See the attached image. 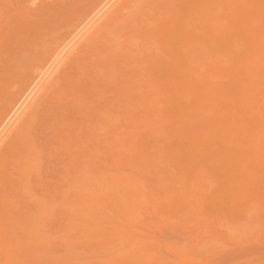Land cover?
Returning a JSON list of instances; mask_svg holds the SVG:
<instances>
[{
	"label": "bare ground",
	"instance_id": "1",
	"mask_svg": "<svg viewBox=\"0 0 264 264\" xmlns=\"http://www.w3.org/2000/svg\"><path fill=\"white\" fill-rule=\"evenodd\" d=\"M57 1L46 0L43 6L32 1L29 11L22 9L25 20L12 22L13 15L8 21L12 25L0 31V80H4L15 67L10 61L35 40L47 37L46 28L65 26L36 64L25 67L28 76L11 86L12 94L10 90L3 97L8 95V102L0 105V251L7 252V256L3 253L4 264H43L44 254L56 248L48 246L49 241L55 244L64 238L68 242L58 244L66 251L65 258L48 256L53 261L58 258L54 264L64 260L68 261L63 264H264V0H69L64 6L60 0L57 5L61 7L55 5ZM8 4L0 6L10 9ZM158 46L161 53L156 48L157 53L150 52ZM113 78L118 84H111ZM110 92H119L121 101L107 97ZM108 98L112 100L101 107V100ZM95 120L100 127L93 124ZM75 132L79 138L82 132L90 133V144H96L89 147V164L79 161L74 150L71 162L87 164L79 167L81 172L95 171L100 159L112 166L116 157L121 158L113 162L115 169L126 160H138L140 169L136 162L128 165L143 174L147 170L149 178L156 177V199L161 202L156 203L153 193L155 210L166 216L171 210L172 215L181 211V222L175 226L172 219L152 223L149 226L158 224L156 236L136 225L145 210L150 212L149 196L154 190L150 192L149 182L144 183L147 176L141 183L139 175L127 172L130 169L126 170L129 174L119 170L120 176L118 172L104 176L107 184L102 180V193L94 189L103 176L87 171L91 176L82 172L74 180L77 188L64 191L61 204L57 196L38 195L32 181L46 172L42 173L45 166L40 162L43 150L49 146L45 151L50 154L44 152L49 156L67 150ZM48 136L54 138L49 141ZM71 148L72 143L67 151ZM47 196L54 201L49 205L58 204L49 206ZM113 202L119 214L109 217ZM54 207L67 212L73 224L66 229L72 235L50 237L54 232L45 216ZM24 209L42 218L38 215L40 221H34L31 212L23 217L26 213L20 211ZM160 211L157 217L163 214ZM212 225L222 226L234 240L252 246L256 241L257 245L242 256L235 248L240 257L235 254L227 259L231 251L225 245V234L209 233L206 241L201 239ZM181 230L189 240L192 233L200 237L193 236L184 247ZM169 233L172 243L166 239L164 243ZM92 240L93 253L103 255L107 250L110 257L104 256V261L97 255L83 257V250L90 252L86 246ZM77 249L81 257L75 255Z\"/></svg>",
	"mask_w": 264,
	"mask_h": 264
},
{
	"label": "rangeland",
	"instance_id": "2",
	"mask_svg": "<svg viewBox=\"0 0 264 264\" xmlns=\"http://www.w3.org/2000/svg\"><path fill=\"white\" fill-rule=\"evenodd\" d=\"M5 1V2H4ZM7 1H9V2H7ZM13 1V2H12ZM34 1H36V0H0V5H2V6H6V4H8V3H11L12 2V5H10V4H8V6L10 7V9L8 8V6H7V8L9 9H4V7H2V6H0V31H2V29H1V27H4L5 25H7V24H11L12 25V22H16V21H19V20H25V18L21 15V12H23L24 10H27V11H29L28 10V8H29V5H30V3H33ZM40 1V6L42 5L43 6V4H41L42 2H45L46 0H39ZM38 0H37V2H39ZM55 1V0H54ZM57 1V0H56ZM60 1V0H59ZM59 1H57L56 3H55V5L57 6V7H61L60 5H57V4H59L60 2ZM64 2H63V4H62V6H64V5H67L68 3H70L69 2V0H63ZM24 4L23 5V7H22V3ZM25 2V3H24ZM52 2H53V0H52ZM59 2V3H58ZM18 6H17V5ZM20 4H21V6H20ZM12 6H15V7H13L12 8ZM19 6L21 7V8H19ZM76 6L77 5H75V7L73 6V9L74 8H76ZM11 8H12V10H11ZM18 8V9H17ZM54 8H56V7H54ZM22 9H23V11H22ZM8 10V11H7ZM86 10V9H85ZM6 11V12H5ZM15 11V12H14ZM81 12H83V10H81ZM10 14V15H9ZM16 14H18V16H16ZM20 14V15H19ZM12 15V16H11ZM13 15H14V20L10 23V22H8V21H11L12 19H13ZM81 15V14H80ZM66 16V15H65ZM74 16H76V18L75 19H78V15L76 14V15H74ZM74 16H73V18H74ZM18 17V18H17ZM7 18V19H6ZM66 18H67V16H66ZM74 19V20H75ZM3 20H5V21H3ZM76 21V20H75ZM59 23H60V21H59ZM58 27H59V25H54L53 27H51V26H49L48 28H46V30H45V32H46V34H47V37H41V38H39V39H37V40H35V42H34V44L32 43V44H29L26 48H24V50H22V52H21V55L19 56V55H16V57H15V59H13V60H11L10 61V63L11 64H13V65H15V67L13 68V71H12V75H10L9 77H7V78H4V80H0V105L2 104L1 102H3V104L2 105H4V102H8V100L7 99H5V98H7V96L5 97V98H3L7 93L9 94V92H10V90H11V94H12V85H14L17 81H19L18 79H20L21 77H25L26 75H27V71L25 70V67L26 66H28V64H30L29 66H33V65H35L36 64V62L38 61V56L39 57H41L42 55H44L45 53L44 52H46L47 51V47H49L53 42H51L50 40L52 39V40H54L55 38H57L58 36H61L60 34H63V33H61L63 30H64V28L63 27H65V26H60V28L58 29ZM57 29V31L56 32H54V30H56ZM67 29V28H66ZM68 30V29H67ZM65 32V31H64ZM57 33V34H56ZM36 38V37H35ZM59 38V37H58ZM55 40H57V39H55ZM154 42H156L155 40H153ZM49 43V44H48ZM155 44V46H157V43H154ZM47 45V46H46ZM53 45V44H52ZM51 45V46H52ZM154 48H156V51L158 52V53H161V51L162 50H160L159 49V46L158 47H153V49L152 50H150V52L152 51V53H153V50H154V53L156 52L155 51V49ZM159 49V50H158ZM156 52V53H157ZM41 53V54H40ZM33 62V63H32ZM22 73V74H21ZM19 74H20V76H19ZM130 74H125V76H129ZM28 76V75H27ZM125 76H123V77H125ZM114 79V78H113ZM111 80V84L113 83V84H118V82H120L121 81V77L120 78H118V80L117 79H114V80ZM120 80V81H119ZM113 81V82H112ZM115 94V95H114ZM108 93L107 94V97H111V98H113L114 99V101L117 99V98H119V99H117L116 100V102L117 101H121V98L120 97H118V95H119V92H116V93ZM116 94H117V96H116ZM9 97H10V95H9ZM8 97V98H9ZM4 100H6V101H4ZM112 99H106V100H104V101H102L101 100V102H102V104L100 103V102H98V103H100L102 106L101 107H106V104H108L110 101H111ZM100 101V100H99ZM119 101V102H120ZM115 102V103H116ZM95 103V102H94ZM97 103V101H96V103L95 104H98ZM115 103H112V104H115ZM6 104V103H5ZM119 107V106H118ZM96 109V108H95ZM117 109V108H116ZM98 110V109H97ZM100 110V109H99ZM94 122V121H93ZM95 122L96 123H93V124H95V126L96 127H100V124L99 123H97L98 121H96L95 120ZM95 126H94V128H95ZM42 129V128H41ZM40 130V129H39ZM92 130H93V128H92ZM92 130H90V131H92ZM87 131V130H86ZM90 131H88V132H90ZM47 132V131H46ZM83 133L82 132V134L84 135H80V138L78 137L79 135V132H75L74 134H73V136H72V142H71V140H70V142L73 144V148H71L72 149V151L71 152H68L67 150H70V146H71V143H70V146H69V148L67 149V150H61L60 152H55V151H53V153L49 156V155H46L44 152H49L48 150L47 151H45L46 149H48V147L49 146H46V144L44 143V145L47 147L45 150H43V156H44V158H43V156H42V161L40 160V162L42 163V165H44L45 167H44V169H43V171H42V173L44 172V171H46L47 172V175H45L46 174V172H44V176H41V178L39 177H33L34 178V180L32 181L33 183H36V184H34V185H36V186H34L33 187V189L34 190H36V187L38 188L37 189V191L36 192H38L39 194L38 195H41V197H42V195L43 196H46L45 195V193L47 194V193H49V194H47L48 196L50 195L51 197H54L55 198V196H57V198L56 199H59V200H57L58 202H60V204H61V201H63L65 198V196H66V192H68V190H69V192H72V190H74L75 189V184H74V180H77V178H80V176L81 175H83L82 174V172H84V175L85 176H87V175H89V177L91 176L90 174H92L93 173V175H98V176H103V177H101L102 179H101V181H96L97 183H98V185H97V183H96V189H94V191H97V192H101V190L103 189V187H102V184H107L106 183V181H105V179L104 178H106V177H113V174H115L116 172H118L117 174L120 176L121 174H123L122 172H120V171H125V173H126V170H128V169H130V170H128L127 172H134L136 175H139L140 177H142V178H140L139 177V179H140V181H141V183H143V181H144V179H146L148 176H151V175H148V174H145L146 172H147V170L146 171H144L145 173V175L143 174V170H142V172H138V170H134L135 169V167H134V169L132 168L133 166H135L136 165V169H140L139 168V166L137 165V161L138 160H136L135 162H136V164H135V162H134V164L135 165H132L133 164V162H130V163H132L131 164V166H129L128 164H130L129 163V161H125L124 162V164H123V166H125V164H126V166L123 168V166H121V164L119 165V166H121L119 169H118V165H117V169H115L116 168V165H114V163L113 162H115V164H116V162H118L119 161V159L121 160V158H119V159H117V157H116V159H115V161L113 160L112 161V166L110 165V163L111 162H106V164H105V161H103V160H101L100 159V162L98 161V163H100V164H97V166L95 165V171H93V172H91V168H90V171H89V169L88 168H86V169H88V170H86V173H87V171H89V173L90 174H86L85 173V170L83 169L82 170V172H81V170H80V168L79 167H81V165H82V167H84V166H86L87 164H89V163H92V160L90 159L91 158V155L89 154V147L90 146H94V148H95V146H96V144L95 143H92V145L90 144V142H89V135H90V133ZM40 133V132H39ZM78 133V134H77ZM101 133V132H100ZM44 134H46V133H43V137H45V135ZM81 134V133H80ZM89 134V135H88ZM42 135V134H41ZM101 135V134H100ZM51 136H52V134H51ZM76 137V138H75ZM82 137V138H81ZM94 137V139H95V135L93 136ZM92 137V138H93ZM48 138H52V137H47V138H45V139H48ZM54 138V137H53ZM52 138V139H53ZM84 138V139H83ZM40 139V138H39ZM38 139V140H39ZM41 139H42V137H41ZM45 139L43 138L42 140L45 142ZM82 139V141H80V140ZM86 139V140H85ZM41 140V141H42ZM49 141L51 140V139H48ZM88 141V142H87ZM38 142V141H37ZM52 142V141H51ZM80 142H82V144L80 145ZM39 143V142H38ZM41 143V142H40ZM43 143V142H42ZM86 145H85V144ZM38 145H40V144H38ZM43 145V144H42ZM43 145V146H44ZM47 145H49V144H47ZM39 147V146H38ZM40 147H42L41 145H40ZM40 147H39V149H40ZM82 148V150H81V148ZM44 148V147H43ZM93 148V147H92ZM76 149H78V150H76ZM74 150H75V152H77L76 153V156L75 157H78L79 158V161L82 159V163H83V160H85L84 161V164H85V162H87V164L86 165H84V164H79V165H74L73 164V161L71 162V158L73 159L74 157ZM103 150H105V149H103ZM85 151V152H84ZM106 151V150H105ZM87 152V153H86ZM68 153H71V154H68ZM48 154H50V152L48 153ZM73 154V155H72ZM86 154H88V155H86ZM96 153H94V155H95ZM70 155V156H69ZM78 155V156H77ZM93 155V156H94ZM115 155L116 156H118V157H120V155H119V153L117 154V153H115ZM63 156V157H62ZM65 156V157H64ZM79 156H81V158L79 157ZM113 156H114V154H113ZM53 157V158H52ZM93 158V157H92ZM91 161H90V160ZM47 160V161H46ZM52 160V161H51ZM53 162V163H52ZM52 164V165H51ZM54 164V165H53ZM70 164H72V165H70ZM69 165V166H68ZM73 165H74V168H73ZM84 165V166H83ZM109 165V166H108ZM114 165V166H113ZM61 166V167H60ZM90 166V165H89ZM131 167V168H129V167ZM43 167V166H42ZM111 167V168H110ZM113 167V168H112ZM49 169V170H46V169ZM71 168H73V169H71ZM51 169H53V170H51ZM97 169V170H96ZM133 169V170H132ZM107 170V171H106ZM114 170H116V171H114ZM120 170V171H119ZM12 171V170H11ZM52 173H50V172ZM65 171V172H64ZM109 171V172H108ZM63 172V173H62ZM101 172V173H100ZM105 172H107L108 174H104ZM121 174H120V173ZM129 172V173H130ZM137 172V173H136ZM12 173V172H11ZM41 173V174H42ZM55 173V174H54ZM57 173V174H56ZM113 173V174H112ZM124 173V174H125ZM129 173H126V174H129ZM140 173V174H139ZM148 173V172H147ZM134 174V175H135ZM59 175V176H58ZM92 175V176H93ZM135 175V176H136ZM104 176H106V177H104ZM144 176V177H143ZM147 176V177H146ZM43 177V178H42ZM69 179H68V178ZM114 177H117V176H115L114 175ZM138 177V176H137ZM146 177V178H145ZM33 178H31V179H33ZM49 180H48V179ZM154 178H156L155 176H152L151 178H147L145 181L146 182H144V183H148V185L147 186H149V188H148V190L150 191V192H152L151 190L153 189L154 190V192H152V194H150V198L152 197V195H153V193L155 194V195H153L154 197V199H156L157 198V194L159 195V191L157 190V188H156V186H157V182H155V179ZM54 179V180H53ZM66 179H68L67 181H66ZM43 182H42V181ZM48 180V181H47ZM50 180H52V181H50ZM102 180H103V182H102ZM153 182H152V181ZM40 181V183H38ZM56 181V182H55ZM65 181H66V183H65ZM139 181V182H140ZM148 181V182H147ZM150 181L152 182V183H154L153 185L152 184H150ZM157 181V180H156ZM31 182V184H33ZM60 182H62V183H60ZM65 184H64V183ZM51 183V184H50ZM49 186H48V185ZM53 184V185H52ZM62 184H64L63 186H62ZM104 184V185H105ZM40 185V186H39ZM68 185V186H67ZM44 188V189H41L42 187ZM47 186V187H46ZM58 186V187H57ZM61 186V187H60ZM70 186V187H69ZM73 188H72V187ZM75 186V187H74ZM32 187V186H31ZM100 187H101V189H100ZM39 188H40V190H39ZM77 188V187H76ZM65 189V190H64ZM67 189V190H66ZM100 190V191H99ZM147 190V191H148ZM58 191V192H57ZM61 191V192H60ZM64 191H66V192H64ZM104 191V190H103ZM102 191V192H103ZM56 192V193H55ZM63 192V193H62ZM89 192H91V190L89 191ZM101 192V193H102ZM55 193V194H54ZM59 193V194H58ZM157 193V194H156ZM61 194V195H60ZM60 197H59V196ZM48 196L47 197H44V198H48ZM51 197H49L48 199H50V200H48L47 199V202H48V205L50 204V202H54V201H52V198ZM43 198V199H44ZM53 198V199H54ZM61 199H63V200H61ZM146 199H149V198H147L146 197ZM157 200L158 199H156V203H157ZM50 201V202H49ZM154 201V202H153ZM46 202V203H47ZM55 202H56V200H55ZM158 205H160V202H161V200H158ZM155 200H153L152 198H151V200H150V208H149V210H150V212L148 211V210H145L146 211V215H143V216H147V218L145 219V217L144 218H140L137 222H138V224L139 225H141V222H142V225H144V226H142V227H140L138 224H137V222H135L136 223V225L141 229V228H145L146 230H144V228L143 229H141V230H144V231H147L148 233L150 232L151 233V235L153 236V234L156 236L157 234H155V232H156V228L155 227H157L158 226V224L159 223H165V221L167 222H170V220L172 219V221H171V223H174V220H175V222L176 223H174V224H172V226H175V224H178V222L177 221H180L181 222V218H182V215H181V211L180 212H178V210H176L177 211V214H176V211H175V209H173L174 211H175V213L172 215V210H171V214H169V212L167 213V216L166 215H164V211L162 212V210L160 211V209H159V211L161 212V213H163V214H161V215H159V217H157L158 216V209H156L155 210V208H158V205L155 203ZM58 203L56 202L55 203V205L54 204H51V205H54V206H56ZM116 203H114L113 202V204H112V208H111V211H112V213L110 212V211H108V213L109 214H107V216H109V217H111V216H117L118 214H119V212H117L118 210H117V204L115 205ZM46 205L47 207H49V206H51V205ZM155 205H156V207H155ZM78 206V205H77ZM115 206V207H114ZM52 207V206H51ZM51 207H50V209H51ZM79 207V206H78ZM53 208V207H52ZM115 208V209H114ZM61 209V208H60ZM63 209V208H62ZM166 209V208H165ZM164 209V210H165ZM26 210L24 209V211L22 210V211H20L21 213H26V214H24L25 216H23V217H26L30 212H31V215L33 214V211L31 210H27V211H29V212H25ZM148 211V212H147ZM156 211V212H155ZM50 212L52 213V214H50ZM56 212V213H55ZM115 212V213H114ZM150 213H151V215H153V216H156V218L154 217V219H153V216H151L150 215ZM155 213H157V215L155 214ZM165 213H166V211H165ZM50 214V215H49ZM1 215V214H0ZM38 213L36 212V216H34V214H33V216H32V218L33 219H35L34 221H37L38 219H39V221H40V216L41 215H39V217H38ZM46 215L47 216H45L46 218H47V220H46V223H49L50 224V226H52V231L54 232V233H52V235L54 234L55 236H50V237H57V239H59V238H62V237H66L67 235H69L70 234V232H67V229H66V226L67 225H69V223H71L70 221L71 220H69V218H67V212L65 211V210H57V209H55V207H54V209L53 210H49V212H47L46 213ZM49 215V216H48ZM64 215V216H63ZM142 215V214H141ZM151 216V218H150V216ZM173 216V218H171V216ZM179 215V216H178ZM181 215V216H180ZM176 216V217H175ZM35 217V218H34ZM163 217H164V219H163ZM167 217V218H166ZM178 217V218H177ZM181 217V218H180ZM0 218H2L1 216H0ZM38 218V219H37ZM41 218H42V216H41ZM112 218H115V217H112ZM150 218V219H149ZM169 218V219H168ZM176 218L178 219V220H176ZM59 219V220H58ZM65 219V220H64ZM143 219V220H142ZM156 219V220H155ZM163 219V221H161ZM167 219V220H166ZM44 220V219H43ZM61 220V221H60ZM145 220V221H144ZM153 220H154V222H153ZM39 221H37V222H39ZM141 221V222H140ZM146 224H148V221H150V223L147 225V226H149V225H151L152 226V223L153 224H155V223H158V224H156L157 226H153V227H151V226H149V227H147L146 225H145V223ZM152 221V222H151ZM45 222V221H44ZM43 222H41V224H42ZM55 223V224H54ZM144 223V224H143ZM170 223V224H171ZM49 224H48V226H49ZM71 224H73V223H71ZM47 224H44V227L46 226ZM63 225V226H62ZM48 226L46 227V228H48ZM49 226V227H50ZM213 226V225H212ZM210 226L209 228H207V230L208 229H210V230H208V235H207V233H204V235L202 234L203 232H202V230H200V234H202L201 235V239L203 240V241H206L208 238V236H209V233L210 234H212V235H224L225 234V241H227V239H228V242H226L225 243V245H226V247H227V249H228V251L230 252H234L233 254H231V252H230V255H228V257H227V259H233V256H234V258H235V254H238L237 252H236V249H237V251L239 252V254L242 256V254H244V251H246V249H248L249 248V250H247L246 252H248V251H250V248H251V250L252 249H254V245H257L255 242L256 241H252L253 242V246H252V244H248L247 243V241H245V243L243 242H241V241H237V240H234L232 237L230 238V237H228L227 236V234H226V229H224V228H222V226L220 227V229L219 228H216V227H218V226ZM64 227V228H63ZM216 229H215V228ZM45 228V229H46ZM51 228V227H50ZM50 228L48 229L49 231H50ZM63 228V229H62ZM68 228V227H67ZM147 228H150V229H147ZM153 228V229H152ZM156 229V230H155ZM212 229H214V230H212ZM184 230V229H183ZM183 230H181V233L183 234V236H182V240H183V245H184V247H186V246H188V244H190V242L192 241V240H194L193 239V236L195 237H200V235L199 236H197L198 234H195V233H192L190 236H192V240H189L188 239V234L185 236V234L187 233L186 231H187V229H185L186 231H183ZM196 229H194V231H195ZM217 230V232H214V231H216ZM223 230H224V232H223ZM68 231H69V229H68ZM70 231H72V229L70 230ZM154 231V232H153ZM210 231V232H209ZM212 231V232H211ZM218 231H220V232H218ZM117 232V231H116ZM183 232H185V233H183ZM46 234H47V229H46V232H45ZM121 234H122V232H120ZM150 233H149V235H150ZM223 233V234H222ZM49 235L51 234V231L48 233ZM73 234V233H72ZM72 234H70V235H72ZM117 235V236H119L120 237V239H122L123 240V238H121L122 237V235ZM195 234V235H194ZM49 235H47V236H49ZM170 236H171V233H169L167 236H164L165 238H163V242L165 243V239L166 240H170V243H172V239H169L170 238ZM185 236V237H184ZM189 236V237H190ZM59 237V238H58ZM124 237V236H123ZM210 237V236H209ZM191 238V237H190ZM50 240V239H49ZM48 240V241H49ZM52 240V239H51ZM51 240L49 241L50 243H51ZM67 240H68V238H67ZM66 240V238H64L63 240L62 239H59V241H62V242H55V244L53 243V241H52V244H50L49 242V245L48 246H51L52 245V247L54 246V247H56V248H54V249H50V253L49 254H44V255H46L45 257V262H43V264L45 263V264H51L52 262V264H54V261H58V258H59V256H62L63 258H65L64 256H65V254L64 253H66V251L64 250V248L63 247H60L59 245L60 244H58V243H63V242H68ZM107 240V239H106ZM264 240V239H263ZM58 241V240H57ZM101 241L102 242H104L105 240H103V239H101ZM124 241H125V239H124ZM190 241V242H189ZM223 242H224V240H222ZM237 241V242H236ZM239 242H241V243H239ZM251 242V243H252ZM94 244V240H92V242H91V244H87V246H86V248L87 249H91L90 250V252H88V251H82V253H81V250L78 252V250L79 249H77L76 251H74L75 253H77V254H75L77 257H81V254L83 255V257H84V255H85V257L87 258H89V257H91V256H94V255H97V257H99V259L101 260V261H104L108 256L110 257V255L108 254V251L106 250L105 252H103V255H102V253L101 252H99L100 254L98 255V253L96 254V253H93V249H95V246L93 245ZM166 243H168V242H166ZM247 243V244H246ZM230 244V245H229ZM237 244V245H236ZM246 245V247H245V245ZM59 246V247H57V246ZM93 245V246H92ZM249 245H250V247H249ZM253 248H252V247ZM243 247V248H242ZM236 248V249H235ZM240 248V249H239ZM108 249V248H107ZM230 249V250H229ZM243 250V252H242V250ZM49 250V248H47V250L46 251H48ZM60 250V251H59ZM109 250V249H108ZM123 250V249H122ZM122 250H120V251H122ZM233 250H235V251H233ZM240 250H241V252H240ZM110 252L111 251H114V250H109ZM1 252L2 251H0V264H4V262H5V259H6V256H7V252L6 251H4V252H6V256H5V254H3L4 252H2V255H1ZM58 254H57V253ZM84 252V253H83ZM87 252V253H86ZM236 252V253H235ZM51 253H52V255L54 256V257H58V258H56V260H52V258L50 257H48V256H50L51 255ZM81 253V254H80ZM242 253V254H241ZM78 254H79V256H78ZM229 254V253H228ZM238 254V257H240V255ZM33 255H35V254H33ZM44 255H42V257H40V259L41 260H43L44 258ZM51 255V256H52ZM74 255V254H73ZM75 255H74V257H75ZM232 255V256H231ZM4 256V257H3ZM52 256V257H53ZM70 256H72L71 254H70ZM106 258H105V257ZM2 257V258H1ZM73 257V256H72ZM236 257H237V255H236ZM32 258V257H31ZM35 257L33 256V259H34ZM51 261L50 263H49V261H48V259ZM61 260H62V258H61ZM60 259H59V261H61ZM4 261V262H3ZM48 261V263H46ZM64 261H66V260H64ZM63 261V262H64ZM68 261V260H67ZM67 261H66V263H67ZM63 262H59L60 264H63ZM71 262V263H70ZM70 262H68V264H75V261H70ZM80 262V264H81V261H79ZM79 262L77 261V263L79 264ZM57 263V262H56ZM58 263V264H59ZM66 263H64V264H66ZM31 264V263H30ZM34 264V263H33ZM35 264H37V263H35Z\"/></svg>",
	"mask_w": 264,
	"mask_h": 264
}]
</instances>
